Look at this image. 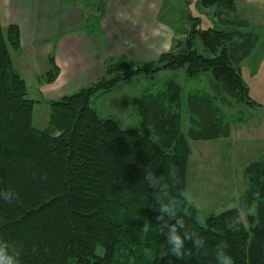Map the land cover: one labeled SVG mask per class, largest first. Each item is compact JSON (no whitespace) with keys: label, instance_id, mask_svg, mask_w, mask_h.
<instances>
[{"label":"trees","instance_id":"obj_1","mask_svg":"<svg viewBox=\"0 0 264 264\" xmlns=\"http://www.w3.org/2000/svg\"><path fill=\"white\" fill-rule=\"evenodd\" d=\"M200 3L214 7L216 20L228 29H201L194 22L185 49L179 42L141 63L106 58L100 79L48 100L52 111L44 129L33 125L37 101L28 97L26 80L10 54L9 46H21L20 27L8 25L6 39L0 13V192L15 195L0 198V241L12 246L19 264H217V245L222 243L234 264H264V162L247 165L245 192L234 207L208 216L205 226L187 193L190 141L227 137L234 123H247L263 107L241 68L254 55L261 32L240 18L236 0ZM91 9L82 29L103 37L102 1H93ZM196 34L213 56L197 50ZM49 65L39 82L57 79L54 55ZM184 67L189 78L211 74L210 91L186 95V134L180 89L172 79L152 83L139 97V115L153 134L122 128L114 116L102 117L91 106L92 97L135 74L154 77L161 70ZM146 169L154 173L156 187L144 181ZM155 195L178 208L185 233L202 237L203 248L188 241L182 258L171 255L164 234L176 217L157 219ZM232 220L238 223L229 229Z\"/></svg>","mask_w":264,"mask_h":264},{"label":"crops","instance_id":"obj_2","mask_svg":"<svg viewBox=\"0 0 264 264\" xmlns=\"http://www.w3.org/2000/svg\"><path fill=\"white\" fill-rule=\"evenodd\" d=\"M93 1H102L103 37L90 35L82 29L88 16L89 8L87 7L92 6L93 3L90 4L89 0H0L3 28L10 24H17L20 27L21 46L19 49L11 47L10 54L15 69L24 79L26 72L29 70L32 72L39 67L37 48L41 44L50 46L47 59L50 55L55 57L60 73L54 82H39V77L48 70L43 72L40 68L35 72L42 98L58 99L97 81L104 75L106 58L119 57L134 59L140 63L148 62L174 45L175 33L170 28V24L159 18L163 0ZM236 6L240 18L250 23L255 29H264V0H236ZM12 52L17 56L18 67ZM245 61L241 68L250 92L252 85L258 91L264 92V72H262L264 59L261 61V69L256 72L246 70ZM198 141L216 144L217 147L230 146L237 152L235 155L233 152L222 155L225 170L221 169V174L231 167L232 171H237L235 168L238 164V170L242 171L240 177L232 175L228 188L229 194L222 199V203L225 202V204L221 207L236 205L234 201L248 187V175L244 171L247 165L252 161L264 162L257 158L258 155L264 157V152L260 151L264 147V108L260 111V115L247 123H234L229 136ZM238 154L251 156L252 160L245 161L246 157L241 156V163H239L234 159V156ZM212 171L213 168L207 170V167L201 165L197 173H194L196 175L194 181L198 188L216 186V183H211ZM188 177L187 175L186 188ZM193 201L198 208L205 204L204 198L197 193Z\"/></svg>","mask_w":264,"mask_h":264},{"label":"rangeland","instance_id":"obj_3","mask_svg":"<svg viewBox=\"0 0 264 264\" xmlns=\"http://www.w3.org/2000/svg\"><path fill=\"white\" fill-rule=\"evenodd\" d=\"M90 4L93 0H89ZM88 15L91 14V6L88 5ZM215 8L203 7L200 3V0H163V7L159 13V18L168 24L170 28L175 33V42L174 44H179L183 42L182 46L185 49L187 46L186 41L188 40L189 35L193 28L194 22H198L197 28L206 29L209 27L212 28H223L228 29V27L221 25L214 16ZM261 32L260 42L257 46V49L254 52L253 57L246 59L245 67L246 70L249 69L250 72H256V70L261 69V61L264 59V29H256ZM4 36L7 39V27L3 28ZM194 46L200 53L205 54L206 56H213L210 52H207L203 48L201 38L198 34L194 37ZM49 44H41L37 48V61L39 63L38 69L34 71H28L24 75L28 87V97L37 101L33 107L32 122L33 125L37 128L44 129L49 126L51 118V106L48 100L42 98V95L39 91V85L36 78V70L45 72L49 70V59H47ZM12 51L11 46H9ZM14 62L16 67H18V59L15 53L12 52ZM47 72V71H46ZM259 72V71H258ZM264 72V71H262ZM154 77H150L149 74L140 73L135 74L129 78L126 82H123L118 88L95 97L91 99V106L94 107L100 116H114L118 124L122 128H135L140 132H149L153 134L152 129L141 119L138 110V101L142 91L147 87H152V83L161 85L162 82L166 80H175L180 89L182 97V129L186 134L190 125L189 115L185 109V99L189 91L193 90H211V74H201L199 77L189 78L186 74L185 67L180 69H167L161 70L153 74ZM247 78V74L245 75ZM252 96L263 104L262 108H259L255 111V115H260V111L264 108V92L258 91L257 88L252 85ZM190 146L192 150V156L188 165V194L189 198L193 200L195 194H199L204 198L205 204L200 205L198 213V221L200 225L205 226L207 217L213 213H219L228 208L234 207L235 205L231 204L230 206L221 207L222 199L229 194V182L231 181L232 175L240 177V169L237 171L228 169L223 171L221 174V169H224V163L222 157L227 155L226 153L231 154V152L237 154L233 147H217L216 144H207V142L201 141H190ZM260 150V149H259ZM228 151V152H226ZM264 152L263 149L260 150ZM247 152V151H246ZM223 155V156H222ZM241 156L246 157L245 161L252 160L250 156L237 155L234 156V159L241 163ZM242 157V159H243ZM259 159L264 160V157L258 155ZM236 164V162H233ZM201 165L209 168H213L211 174V183H216L212 188H198L194 181V173H197V170L200 169ZM230 166V165H229ZM246 171V170H244ZM247 173V172H246ZM244 174V173H243ZM210 183V182H209ZM199 184V183H198ZM202 184V182H200ZM207 184V183H206ZM227 202V201H226ZM236 203V200L234 201ZM255 206L252 207L250 212L255 213ZM246 214L242 213L243 219L246 220Z\"/></svg>","mask_w":264,"mask_h":264},{"label":"clouds","instance_id":"obj_4","mask_svg":"<svg viewBox=\"0 0 264 264\" xmlns=\"http://www.w3.org/2000/svg\"><path fill=\"white\" fill-rule=\"evenodd\" d=\"M154 179V173L146 169L144 181H147L149 186L156 187V185L153 183ZM160 191H163V188H161ZM155 196L159 211V216L157 217V219L163 220L165 216L176 217L173 223L167 225V231L164 234L171 255L178 259L182 258L183 255H185V245L188 241H191L192 245L197 249L203 248L205 246V240L202 237L196 234L188 235L187 233H185L184 220L177 217L178 208L173 206L170 202L161 200L159 196ZM0 198L7 201L10 199H14L15 195L12 192H0ZM184 214L187 215L186 209L184 210ZM237 223V220H232L228 222L227 226L229 229H231ZM226 248V243L217 245V264H234L232 257L226 253ZM0 264H19L17 253L14 251L10 244L4 241H0Z\"/></svg>","mask_w":264,"mask_h":264}]
</instances>
